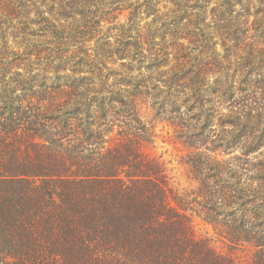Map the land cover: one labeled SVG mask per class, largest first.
<instances>
[{"label": "trees", "instance_id": "trees-1", "mask_svg": "<svg viewBox=\"0 0 264 264\" xmlns=\"http://www.w3.org/2000/svg\"><path fill=\"white\" fill-rule=\"evenodd\" d=\"M162 1L0 0V264H236L190 212L264 264V123L217 153L264 118V0ZM157 121L194 150L192 197L142 151Z\"/></svg>", "mask_w": 264, "mask_h": 264}, {"label": "rangeland", "instance_id": "rangeland-1", "mask_svg": "<svg viewBox=\"0 0 264 264\" xmlns=\"http://www.w3.org/2000/svg\"><path fill=\"white\" fill-rule=\"evenodd\" d=\"M252 1L255 7H259V3L257 0H252ZM249 3L250 2H246L245 0H243L242 4L236 2L234 4L233 9L241 10L242 6L249 5ZM162 4H164V6H168L165 0L162 1ZM212 4L213 3L209 4L208 7L210 8ZM261 5L263 6L264 4H261ZM161 9L165 10V8L163 7H161ZM253 19L254 17H251V20ZM120 20L122 22L126 21V16H121ZM152 20H153V17H146L145 14H142L140 18V22L142 25H144L146 22L150 23ZM208 20L210 22L211 19L208 18ZM208 32L214 37L216 42L220 43L216 46V50H217L218 55L220 57H223L226 52L221 45L222 42L214 34V28L212 27V25H211V28L208 29ZM254 33L255 32L253 30L249 34L252 40H254ZM254 42H257V43L264 42L263 34L261 33L260 38L255 39ZM232 52H233V61L226 62L227 65L231 66L232 69L239 68L241 72H244L243 69L250 68V62L247 59L249 57L248 56L249 50L247 48L244 51L243 58H241V60L236 59L237 56H239L241 53L237 52V50L235 49H233ZM261 54L264 55V51L258 52L256 55L260 56ZM253 67L256 72L262 74V76L264 75V61L263 60L257 59L255 63L253 64ZM263 123H264V118H262L259 121L256 120L255 124H253L251 127L245 128V131L243 132V134H246V135L243 137L244 139H241L243 140V143L241 144L238 143L232 149L224 151V152H223V148L218 149L217 153H218L219 159L228 160V159L234 158L235 156L237 157L242 156L244 151L241 145L244 144V142H246L245 144L254 142L255 140L254 136H258L261 133L259 131L263 130L262 129ZM156 128H157L156 129L157 136L154 138L152 142L144 143L142 146V151L145 154L149 155L150 157L156 158L163 164V167L166 170L168 182L174 190L178 191L181 194H188V196L190 197L194 196V194L198 191V188L200 186V181L198 179L199 175L194 171L192 165L189 162V157L191 154L190 151H194V150L180 143L175 138L174 129L171 127V125L167 124L166 122L157 121ZM215 129L217 130V134L221 135L220 136L221 138H218V139H224L227 141L231 140L229 133L222 132L220 127H215ZM214 140H217V139H214ZM217 142L218 141H216L215 144ZM199 150H204V148H199ZM256 155L258 154L254 153L251 156L254 157ZM190 214L192 215L193 225H194V229L197 235L202 236V237H207L210 240L211 245L218 252L231 256L235 260L236 264H251V250L248 247V245H243L241 247H230L226 243V241L223 240L216 233V231L213 229V227L210 224L206 223L196 213L190 212Z\"/></svg>", "mask_w": 264, "mask_h": 264}]
</instances>
